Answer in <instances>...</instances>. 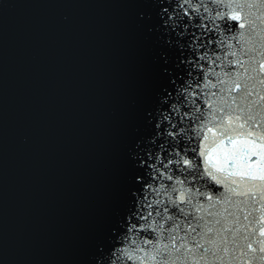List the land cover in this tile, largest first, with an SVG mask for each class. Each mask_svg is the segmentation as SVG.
<instances>
[{"label":"water","instance_id":"water-1","mask_svg":"<svg viewBox=\"0 0 264 264\" xmlns=\"http://www.w3.org/2000/svg\"><path fill=\"white\" fill-rule=\"evenodd\" d=\"M156 3L0 0V264H94L165 82Z\"/></svg>","mask_w":264,"mask_h":264},{"label":"snow or ice","instance_id":"snow-or-ice-1","mask_svg":"<svg viewBox=\"0 0 264 264\" xmlns=\"http://www.w3.org/2000/svg\"><path fill=\"white\" fill-rule=\"evenodd\" d=\"M154 8L165 82L94 264H264V0Z\"/></svg>","mask_w":264,"mask_h":264}]
</instances>
